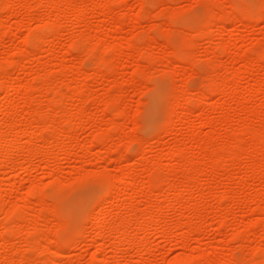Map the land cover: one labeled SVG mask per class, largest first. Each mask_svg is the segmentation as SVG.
<instances>
[{"label":"rangeland","instance_id":"1","mask_svg":"<svg viewBox=\"0 0 264 264\" xmlns=\"http://www.w3.org/2000/svg\"><path fill=\"white\" fill-rule=\"evenodd\" d=\"M48 1L0 0V264H264V0Z\"/></svg>","mask_w":264,"mask_h":264},{"label":"bare ground","instance_id":"2","mask_svg":"<svg viewBox=\"0 0 264 264\" xmlns=\"http://www.w3.org/2000/svg\"><path fill=\"white\" fill-rule=\"evenodd\" d=\"M52 1L54 2V0H52ZM48 2L50 3V0H49ZM50 4H53V3H50ZM107 4H108V3H107ZM107 4H106V5H107ZM57 5H59V4H57ZM240 6H241V5H240ZM256 6H257V5H256ZM239 8H241V7H239ZM250 8H251V7H250ZM242 9H244V8H242ZM253 9H254V8H253ZM253 9H250V11L252 12ZM237 10H239V9H237ZM244 10H245V9H244ZM254 10H256V9H254ZM239 11H240V10H239ZM253 12H254V11H253ZM253 12H252V13H253ZM254 13H255V12H254ZM254 13H253V14H254ZM81 14H82V13H79V16H81ZM256 16H257V15H256ZM220 17H221V15H220ZM257 17H258V16H257ZM28 42H29V40H28ZM30 44H31V43H30ZM132 44H133V43H132ZM246 57H247V56H246ZM105 66H106V65H105ZM2 69H3V68H2ZM213 88H214V87H213ZM211 89H212V88H211ZM214 89H215V88H214ZM109 106H110V105H109ZM107 136H108V135H107ZM104 137H105V135H104ZM108 137H110V135H109ZM2 138H3V137H2ZM5 138H6V137H5ZM5 138H4V139H5ZM105 138H106V137H105ZM4 139H2V141H3V142H1L2 144L0 143V153H1L2 149L4 148V146H8V148H9V146H10V145L7 144L8 142L6 141L8 138H6L5 140H4ZM103 141H104V140H103ZM5 142H6V143H5ZM103 143H104V142H103ZM5 144H6V145H5ZM9 144H11V142H10ZM12 146H13V145H12ZM12 146H10V147H12ZM8 148H7V149H8ZM4 149H5V148H4ZM0 155H1V154H0ZM133 178H134V177H133V174H132V172L130 171V172H128V173L126 174V177H125L124 180L121 181V182H122V184H125V185H126V184H129V183H132V182L134 181ZM156 181H157V180H156ZM110 182H111V181H110ZM121 182H120V183H121ZM109 184H110V183H109ZM113 184H114V183H113ZM109 186H110V191H107L108 194H109V193H112L113 190H115V189H114V188H115L114 186H112V185H109ZM142 187H143V185H142ZM37 188H38V187H37ZM37 188L34 187V189H37ZM140 188H141V187H140ZM143 188H144V187H143ZM138 189H139V187H138ZM141 189H142V188H141ZM139 190H140V189H139ZM36 191H37V190H36ZM138 192H139V191H138ZM37 195H38V193L36 194V197H37ZM39 200H40V199H39ZM146 214H147V213H146ZM147 215H148V214H147ZM144 216H146V215H144ZM144 216H143V217H144ZM103 217H104V214L100 215V217L98 218V222H99L101 219H103ZM127 218H128V217H127ZM149 218H150V217H149ZM151 218H152V217H151ZM128 219H129V218H128ZM147 219H148V218H147ZM129 220H130V219H129ZM148 220H149V219H148ZM101 221H102V220H101ZM101 221H100V222H101ZM121 221H122V220H121ZM123 221H125V220H123ZM123 221H122V222H123ZM126 221H127V219H126ZM126 221H125V222H126ZM145 221H146V220H145ZM152 221H153V220H152ZM115 222H119V221L117 220V221H115ZM125 222H124V223H125ZM128 222H129V221H128ZM138 222H140V221H138ZM142 222H143V220H142ZM129 223H130V222H129ZM146 223H147V222H146ZM148 223H149V222H148ZM101 224H102V223H101ZM101 224H100V225H101ZM116 224H117V223H116ZM119 224H120V222H119ZM119 224H117V226H119ZM125 224H126V223H125ZM125 224H124V225H125ZM127 224H128V223H127ZM127 224H126V225H127ZM142 224H143V223H142ZM144 224H145V223H144ZM100 225H99V227H98V229H97V230H98V240H99V241L102 240V239H104V238L107 236L106 233L109 232V230H112V229L110 228V226H112L113 224H112V225L109 224L110 226H109L108 228L105 227L104 225H103V226H102V225L100 226ZM114 225H115V223H114ZM124 225L122 224V225H121V228L125 227ZM189 225H190V224H189ZM189 225H187V227H188ZM192 225H193V224H192ZM107 226H108V224H107ZM117 226H116V227H117ZM122 226H123V227H122ZM143 226H144V225H143ZM148 226H149V225H148ZM103 227H104V228H103ZM114 227H115V226H114ZM119 227H120V226H119ZM146 227H147V226H146ZM112 228H113V227H112ZM121 228H120V230L117 232L119 235H118L117 239H115V240H117V242H118L119 240H122V239H123V240L126 239V240L128 241V239H130V238H128V239L126 238V237L128 236V235H127V230H126L127 228H126V227H125L126 229H125V228L121 229ZM115 229H116V228H115ZM118 229H119V228H118ZM118 229H116V231H117ZM188 229H190V228H188ZM194 229H195V228H194ZM113 230H114V228H113ZM113 230H112V232L115 231V230H114V231H113ZM110 232H111V231H110ZM115 235H116V234H115ZM118 239H119V240H118ZM126 240H124V241H126Z\"/></svg>","mask_w":264,"mask_h":264},{"label":"snow or ice","instance_id":"3","mask_svg":"<svg viewBox=\"0 0 264 264\" xmlns=\"http://www.w3.org/2000/svg\"><path fill=\"white\" fill-rule=\"evenodd\" d=\"M193 22H196V16H195V13H196V10H198L201 6L200 5H193ZM153 32L155 30H152Z\"/></svg>","mask_w":264,"mask_h":264}]
</instances>
